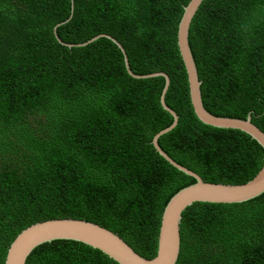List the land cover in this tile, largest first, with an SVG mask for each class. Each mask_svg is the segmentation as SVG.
I'll list each match as a JSON object with an SVG mask.
<instances>
[{"label":"trees","instance_id":"trees-1","mask_svg":"<svg viewBox=\"0 0 264 264\" xmlns=\"http://www.w3.org/2000/svg\"><path fill=\"white\" fill-rule=\"evenodd\" d=\"M189 0H0V264L32 223L75 218L157 252L162 211L195 182L151 143L212 183L240 184L262 166L248 133L202 123L177 44ZM69 21L59 25L60 23ZM59 25V26H58ZM58 26V27H57ZM64 45L57 39L55 28ZM189 44L212 114L264 131V0H203ZM176 264H264V193L241 203L195 202L182 212ZM27 264H118L73 240L38 245Z\"/></svg>","mask_w":264,"mask_h":264},{"label":"water","instance_id":"water-1","mask_svg":"<svg viewBox=\"0 0 264 264\" xmlns=\"http://www.w3.org/2000/svg\"><path fill=\"white\" fill-rule=\"evenodd\" d=\"M202 1L189 0L183 5L184 11L178 21L177 28V44L186 69L187 80H189V96L194 114L206 125L245 131L264 150V131L251 120L250 113L244 118L218 116L209 112L203 105L200 89L202 81L198 78L196 63L188 39L190 22L193 15L197 13ZM57 27L55 28V33L59 42L72 46L73 44L62 41L57 33ZM101 35L112 39L121 49L124 64L129 75L134 78L164 77L166 84L160 94V104L164 110L171 113L173 120L169 126L161 129L153 136L151 143L166 161L186 174L191 175L195 179V182L180 187L171 195V198L166 203L160 220L161 226L158 233L157 252L152 258H146L137 253L117 232L106 226L83 219L53 218L36 221L19 233L10 244L5 264H27L31 252L38 245L61 239L81 242L100 251L102 250L116 260L118 264H176L180 252V221L182 212L188 205H192L195 202L241 203L264 193V158L262 166L251 178L240 184H230L204 181L200 175L166 153L158 144V139L163 134L169 132L178 121L177 112L165 102V93L171 82L169 76L165 72L134 73L130 69L125 49L114 36L100 33L90 39L89 42Z\"/></svg>","mask_w":264,"mask_h":264}]
</instances>
